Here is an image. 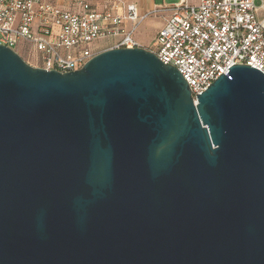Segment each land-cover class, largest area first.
Instances as JSON below:
<instances>
[{
    "label": "water",
    "instance_id": "95a60500",
    "mask_svg": "<svg viewBox=\"0 0 264 264\" xmlns=\"http://www.w3.org/2000/svg\"><path fill=\"white\" fill-rule=\"evenodd\" d=\"M228 71L193 101L143 47L0 46V264H264V75Z\"/></svg>",
    "mask_w": 264,
    "mask_h": 264
},
{
    "label": "built area",
    "instance_id": "2783aa9c",
    "mask_svg": "<svg viewBox=\"0 0 264 264\" xmlns=\"http://www.w3.org/2000/svg\"><path fill=\"white\" fill-rule=\"evenodd\" d=\"M152 16L163 25L148 50L181 73L193 101L233 65L264 75V0H179L142 16L125 0H102L99 7L92 0H0V46L19 55L26 43L34 68L65 74L104 50L142 47L134 33ZM99 40L107 46L90 47Z\"/></svg>",
    "mask_w": 264,
    "mask_h": 264
},
{
    "label": "rangeland",
    "instance_id": "374dc122",
    "mask_svg": "<svg viewBox=\"0 0 264 264\" xmlns=\"http://www.w3.org/2000/svg\"><path fill=\"white\" fill-rule=\"evenodd\" d=\"M137 3H141V0H132ZM179 2V0H154V4L156 6L159 5H175V3ZM189 3H192L194 5H197L200 0H188ZM257 4V3H256ZM262 13H258L257 17L258 19L262 18ZM161 20L158 16H152L149 17L144 23L140 24L134 33V37L139 39V42L143 45V47L152 49L155 47L154 38H155V32H156V23H159ZM22 47H25V50H22L19 52V55L21 59H23L27 64L34 67V63L31 61V58L29 57V46L26 43L22 42ZM107 46L106 41L99 40V42H94L90 44V47H96L99 49V47ZM29 47V48H28Z\"/></svg>",
    "mask_w": 264,
    "mask_h": 264
},
{
    "label": "crops",
    "instance_id": "0c3cea01",
    "mask_svg": "<svg viewBox=\"0 0 264 264\" xmlns=\"http://www.w3.org/2000/svg\"><path fill=\"white\" fill-rule=\"evenodd\" d=\"M101 1H102V0H92V2H93V4H94L95 7H99V6L101 5ZM125 1H126V3H132V4H135V5H136L137 13H138L139 16L144 15V13L148 12L149 10L153 9L154 7H159V6H161V5L156 6V5L154 4V0H141V3H137V2H134V1H132V0H125ZM177 3H178V2H177ZM160 18H161V17H160ZM147 19H148V18H147ZM147 19H145L144 21H146ZM144 21L141 22L140 24L144 23ZM140 24H139V25H140ZM162 25H163V20H162V18H161L160 22H159V23H156V25L154 26V27H156L155 35H156L157 31L160 29V27H161ZM130 26H131V23L128 22V21L124 22V24H123V27H124L126 30H129V29H130ZM134 38H135V37H134ZM135 40H136L138 43H140V42H139V39L135 38ZM140 44H141V43H140ZM141 46L143 47L142 44H141ZM143 48H144V47H143ZM145 48H146V47H145ZM146 49H148V48H146Z\"/></svg>",
    "mask_w": 264,
    "mask_h": 264
},
{
    "label": "trees",
    "instance_id": "16d2710c",
    "mask_svg": "<svg viewBox=\"0 0 264 264\" xmlns=\"http://www.w3.org/2000/svg\"><path fill=\"white\" fill-rule=\"evenodd\" d=\"M20 56V55H19Z\"/></svg>",
    "mask_w": 264,
    "mask_h": 264
}]
</instances>
